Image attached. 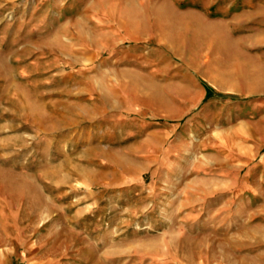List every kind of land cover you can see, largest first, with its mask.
<instances>
[{"label": "rangeland", "instance_id": "obj_1", "mask_svg": "<svg viewBox=\"0 0 264 264\" xmlns=\"http://www.w3.org/2000/svg\"><path fill=\"white\" fill-rule=\"evenodd\" d=\"M0 264H264V0H0Z\"/></svg>", "mask_w": 264, "mask_h": 264}, {"label": "crops", "instance_id": "obj_2", "mask_svg": "<svg viewBox=\"0 0 264 264\" xmlns=\"http://www.w3.org/2000/svg\"><path fill=\"white\" fill-rule=\"evenodd\" d=\"M205 21H209V20H205ZM208 24H210V32H217L221 29H223V25H225L224 23L218 22V21H209Z\"/></svg>", "mask_w": 264, "mask_h": 264}, {"label": "trees", "instance_id": "obj_3", "mask_svg": "<svg viewBox=\"0 0 264 264\" xmlns=\"http://www.w3.org/2000/svg\"><path fill=\"white\" fill-rule=\"evenodd\" d=\"M210 96H211V93H210V91H208V94H207L206 97H210Z\"/></svg>", "mask_w": 264, "mask_h": 264}, {"label": "bare ground", "instance_id": "obj_4", "mask_svg": "<svg viewBox=\"0 0 264 264\" xmlns=\"http://www.w3.org/2000/svg\"><path fill=\"white\" fill-rule=\"evenodd\" d=\"M222 23V22H221Z\"/></svg>", "mask_w": 264, "mask_h": 264}]
</instances>
